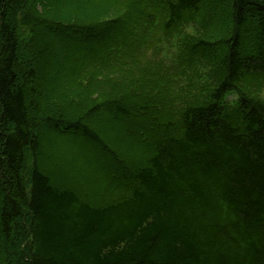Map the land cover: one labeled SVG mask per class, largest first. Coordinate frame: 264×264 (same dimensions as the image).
<instances>
[{
    "label": "trees",
    "instance_id": "16d2710c",
    "mask_svg": "<svg viewBox=\"0 0 264 264\" xmlns=\"http://www.w3.org/2000/svg\"><path fill=\"white\" fill-rule=\"evenodd\" d=\"M45 31L78 47L46 91ZM169 41L206 81L179 108L148 95L146 58ZM263 89L264 0H0V264H264ZM136 114L158 120L123 198L93 204L38 168L41 124L104 156L103 120Z\"/></svg>",
    "mask_w": 264,
    "mask_h": 264
},
{
    "label": "rangeland",
    "instance_id": "374dc122",
    "mask_svg": "<svg viewBox=\"0 0 264 264\" xmlns=\"http://www.w3.org/2000/svg\"><path fill=\"white\" fill-rule=\"evenodd\" d=\"M40 45L39 52H34L38 58L37 84L41 90L46 91V88L50 90L57 83L58 74L63 70L59 72L58 66L64 68L63 60H69L71 52L77 50L78 47L61 42L58 37L48 31L44 32ZM93 47L90 45L87 50L92 51ZM19 52L26 58L31 57V52L24 46ZM146 60L149 65L147 72H152L148 78L149 85L153 84L152 89L148 90V95L154 99L155 103H161L163 107L179 108L185 103L195 102L203 95L206 87L203 69L198 61L189 60L180 45L172 41L160 43L155 52L150 54ZM84 79L85 76H82L80 82ZM139 93L136 91L138 98ZM234 97L235 95L228 96L229 99ZM259 97L264 99V89L259 93ZM50 101L53 102V106L59 104L55 97ZM135 103L137 101H134ZM157 120L158 117H154L149 124L148 117L138 118V115L134 116L132 121L126 120L122 124H117L110 118L103 120V126L98 127V130L111 151L104 156L100 149L89 147L88 141L78 136L67 141L51 140L50 133L61 135L60 132L50 131L41 124L37 135L43 149L38 153L37 166L40 168L41 165H46L51 171L50 176L55 180H63L62 183L78 190L85 200L93 204L99 200L102 203L118 200L125 196L128 189L126 179L120 180L117 175L124 172L123 167L134 168L145 162L152 149V139L145 137L141 129L145 128L151 133L155 132ZM102 129H105L104 132L101 131ZM29 161V155L26 154L23 161L24 171L30 168ZM101 166L102 172L98 171ZM88 168L91 169L88 170ZM107 170H110L108 174ZM109 176L112 178L110 181ZM115 181L118 185L113 193L109 187H112ZM0 245L7 250V240L5 241L3 237H1Z\"/></svg>",
    "mask_w": 264,
    "mask_h": 264
}]
</instances>
